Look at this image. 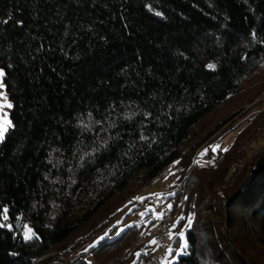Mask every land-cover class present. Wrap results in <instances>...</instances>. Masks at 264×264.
I'll return each instance as SVG.
<instances>
[{"label":"trees","instance_id":"trees-1","mask_svg":"<svg viewBox=\"0 0 264 264\" xmlns=\"http://www.w3.org/2000/svg\"><path fill=\"white\" fill-rule=\"evenodd\" d=\"M260 41L264 0H0L15 126L0 143V205L13 224L0 228V264L124 262L110 252L157 218L146 210L119 235L115 218L169 167L178 177L161 193L180 199L184 188L173 231L188 242L175 264H264V152L237 169L255 121L226 151L209 148L211 162L196 155L264 95ZM25 222L38 238L23 239Z\"/></svg>","mask_w":264,"mask_h":264},{"label":"rangeland","instance_id":"rangeland-1","mask_svg":"<svg viewBox=\"0 0 264 264\" xmlns=\"http://www.w3.org/2000/svg\"><path fill=\"white\" fill-rule=\"evenodd\" d=\"M0 69L3 70V68L1 67ZM3 77H4V70H3V76L0 77V84L3 85V87H0V93H3V96H0V101H3L4 97L7 98V93H6ZM247 87H250V85L248 84ZM239 99L240 101L247 99V94L246 93L244 95L242 94ZM7 101L9 102L8 98H7ZM9 110L10 108L8 107H5L3 109V112L8 114L7 115L8 119H10ZM262 115H264V95H262V97L257 99L255 102L249 104L248 107H246L242 111L241 114L237 115L232 121H230L226 126H224L218 133H216V134H219L221 132L219 135L214 136V138L207 145H203L197 151L196 155L198 157V160L203 164H207L211 162V160L207 158L206 156L209 148L213 149L214 146L218 145L219 146L218 148H222V150L228 149L233 144V142L237 140V136L243 131V129L248 125V123H250L251 120H254L255 123H254V127H251V132L247 133L246 137L244 139H240L241 142L238 141L237 143L240 146V149L242 150V155H243V156H240L239 158L240 163H238L237 169L238 167L242 168V167L249 165L257 155L264 152V128L259 127L258 129L257 128L255 129L256 126L263 123ZM218 148H215V150H217ZM206 149H207V152L205 151ZM234 169L236 168L233 167L231 169L227 177L229 181L233 179V176L236 173ZM166 171L169 172L170 167ZM166 171H165L164 176L166 175ZM247 173L248 171L246 172V174ZM177 177L178 175H172L171 178H167L165 176L164 179L156 180L153 184H151L152 185L151 188L153 191L161 193L162 191L166 190L170 184L171 186L174 185L176 183ZM218 193L222 195V190L219 189ZM182 194L184 195V188H183ZM137 197L132 203L128 204L127 207L124 208L123 211H121L117 215V217L115 218V222H118L119 226L116 228V230H113L110 232L119 233L121 229H124L133 223V219L136 213L134 212L133 214L129 216L127 215L128 217L125 216V214L131 209L132 206L135 205ZM25 225L33 229V227L26 222L24 223V226ZM26 230L27 229L23 227V231H26ZM108 230L103 233H100L99 236L94 240L93 244L101 240L100 238L104 237L105 233H107L108 235L112 234ZM33 231L36 233L34 229ZM178 232L179 231H173L172 233L173 235H172V241L170 245V248L172 249V255H167L159 264H169V262H171V264L176 263L177 260H173L172 257L175 256V251L176 249H178L179 242L181 241V238H180L176 244L173 243L175 238L177 237L175 234ZM149 239L150 238H149L148 233L144 235V233L140 231L138 238L134 241L132 246H126L125 244V246L123 245L124 248H122V246L117 247V249H115L114 251H111L109 255H114V254L116 255V256L114 255L115 257L112 260H116V259L124 257L125 258L124 262H120L119 264H135V261L137 259L136 253L140 254L138 257L145 255L144 252L148 246L146 244L148 243ZM135 246H137L136 249L132 251V248H134Z\"/></svg>","mask_w":264,"mask_h":264},{"label":"built area","instance_id":"built-area-1","mask_svg":"<svg viewBox=\"0 0 264 264\" xmlns=\"http://www.w3.org/2000/svg\"><path fill=\"white\" fill-rule=\"evenodd\" d=\"M173 166L174 164H171V167ZM164 174L165 171L161 172L157 176V179H161ZM149 189L150 185L145 186L141 191L144 195H138L139 198L143 199H136L135 206L137 210L135 211L136 214L133 223H140L143 218L141 214L149 209L155 213L163 212L164 215L162 219L157 218L155 226H153L149 232V238L151 240L155 239L157 243L152 244V248L148 253L137 257L135 264H159L168 255V250L172 241V237H169V233H173V225H176L184 206L183 194L180 199L173 198L169 200L165 194L163 196H156L153 194H157V192H152ZM169 204L172 205L171 208H168Z\"/></svg>","mask_w":264,"mask_h":264},{"label":"snow or ice","instance_id":"snow-or-ice-1","mask_svg":"<svg viewBox=\"0 0 264 264\" xmlns=\"http://www.w3.org/2000/svg\"><path fill=\"white\" fill-rule=\"evenodd\" d=\"M151 10V9H150ZM156 15L160 16L162 15V13L156 12ZM252 36V40L253 42L256 41L257 36L255 31H253L251 33ZM261 43H264V41H260ZM209 69H215V65L214 64H209L206 66ZM3 76V70L0 69V77ZM0 87H3L2 84H0ZM0 96H3V93H0ZM5 107L8 108H12L13 105L7 101V98L4 97L3 101H0V143H2L5 139V134L12 128H14L15 126L13 125L12 121L10 119L7 118V113L3 112V109ZM99 123V122H97ZM144 137H141V139H143ZM101 147H106V142L101 144ZM219 146H214L213 150H215V148H218ZM99 149H94L92 153H85V155L88 156H93L95 154L96 151H98ZM207 152V149L205 150ZM226 151V149H225ZM203 155V154H202ZM82 159V158H81ZM178 163V162H177ZM198 163V161H197ZM156 196H163L164 194L162 193H157V194H153ZM169 196L175 195V193H168ZM137 199H143V198H137ZM185 199H187V197H185ZM172 205L169 204L168 208H171ZM151 210V209H149ZM141 215H145V213H142ZM164 213L160 212L157 213L156 216L158 219H162L163 218ZM0 217H2V221H0V228H8V229H12L13 228V224L8 223L5 224L3 223V221H8L9 217H8V208L6 206L0 205ZM184 219L183 216L179 217L177 220V223L179 222V220ZM192 219L193 217H189L188 218V224L185 226L186 228H190L192 225ZM155 226V225H153ZM27 230L23 231L22 235H23V239L26 241H30L33 240L34 238H38L37 234L33 231V229L31 227H27L26 225L24 226ZM173 227H175V224L173 225ZM121 231H123V229H121ZM117 235H119V233H117ZM172 233H169V237H172ZM177 237L181 238V241L179 242V247L178 249H176L175 251V256L172 257L173 260H178L182 255H187V248H188V242L187 239L185 238V232L184 231H180L178 233L175 234ZM105 236H107V233H105ZM105 237H101L100 239L103 240ZM98 243V242H97ZM150 243L152 244H156L157 241L155 239L151 240ZM85 251H87V249H85ZM137 257L140 255L139 253H136ZM168 255H172V249L169 248L168 250ZM169 264H171V262H169Z\"/></svg>","mask_w":264,"mask_h":264},{"label":"crops","instance_id":"crops-1","mask_svg":"<svg viewBox=\"0 0 264 264\" xmlns=\"http://www.w3.org/2000/svg\"><path fill=\"white\" fill-rule=\"evenodd\" d=\"M151 187H152V185L150 186V189H149V190L152 191V192H155V191L152 190ZM140 194L144 195V193H140ZM156 214H157V213L153 212V214H152L151 217H153V218H157ZM156 220H157V219H156ZM150 241H151V239H149L148 243L146 244V245H148V246H147V248H146L144 254L148 253V252L150 251V249L152 248V243H150Z\"/></svg>","mask_w":264,"mask_h":264}]
</instances>
